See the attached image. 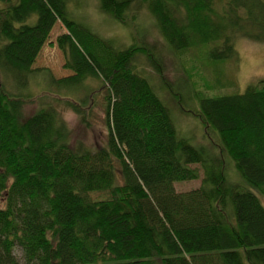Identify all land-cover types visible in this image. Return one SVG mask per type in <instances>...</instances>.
Instances as JSON below:
<instances>
[{
	"label": "trees",
	"instance_id": "1",
	"mask_svg": "<svg viewBox=\"0 0 264 264\" xmlns=\"http://www.w3.org/2000/svg\"><path fill=\"white\" fill-rule=\"evenodd\" d=\"M73 1L0 0V264H21L17 250L24 264H264V205L231 182L225 159L264 195V78L242 94L195 91V116L218 135L220 153L199 150L179 136L169 108L133 66L145 56L185 111L184 85L173 90L160 49L118 48L73 18ZM216 1L99 0L125 26L147 11L177 56L208 46L213 61L237 63V37L264 43V0H224L221 11ZM57 25L64 32L55 44L71 75L46 73L58 96L41 98L22 119L33 99L27 86L41 75L34 65ZM89 80L126 134L98 149L70 143L57 107L85 123ZM198 180V189L176 190Z\"/></svg>",
	"mask_w": 264,
	"mask_h": 264
},
{
	"label": "rangeland",
	"instance_id": "2",
	"mask_svg": "<svg viewBox=\"0 0 264 264\" xmlns=\"http://www.w3.org/2000/svg\"><path fill=\"white\" fill-rule=\"evenodd\" d=\"M223 2L224 0L216 1L218 11L222 10ZM69 7L76 21L85 25L101 38L113 41L120 49L130 46L137 47L141 44L156 45L161 52L165 77L170 81L173 90H178L174 86L184 85L183 94L187 99L184 109L191 113H186L179 106L177 98L170 94V90L167 91L162 86L160 78L149 65L145 56L138 55L133 61V66L150 81L159 97L169 108L179 136L187 139L193 147L199 150L211 151V154L220 153V147L217 145L219 143L218 135L215 133L208 134L201 120L195 116V112L200 110L195 91L206 88L210 97L244 93L250 84L264 78V43L237 37L235 40L239 55L237 63L229 60L213 61L209 56L210 47L208 46H201L199 50L190 51L180 57L174 54L161 38L154 19L147 11L142 12L139 21L125 26L105 14L100 8L99 0H74ZM63 32L64 28L57 25L37 64L34 65V69L40 70L41 75L33 79L27 86L26 92L33 96V99L25 105L22 119H27L40 109L43 103L41 98H48L47 102H50L51 98L54 99L55 96H58L56 92L52 93L51 90H48L47 84L44 82L46 73L55 79L71 75V72L64 68L62 53L55 44L56 38ZM85 86L90 89L97 87L90 80L85 83ZM90 89L87 95V105L83 112L86 116L85 123H82L77 114L67 110L63 105L57 106L70 128V143L76 145L82 142L89 148L98 149L99 147H106L107 142L111 139L123 140L126 134L116 127L113 114L109 115L108 118L105 115L103 108L104 91L98 88L97 92L93 89L90 93ZM176 93L181 96V93ZM72 97L78 98L75 95ZM225 159L231 182L255 193L264 205V195L243 180L235 168V163L229 157L225 156ZM200 186L201 180L183 182L176 184V190L189 192L198 189ZM107 196H109L108 193H98L94 197L100 199ZM16 255L21 264H24L21 251L17 250Z\"/></svg>",
	"mask_w": 264,
	"mask_h": 264
},
{
	"label": "water",
	"instance_id": "3",
	"mask_svg": "<svg viewBox=\"0 0 264 264\" xmlns=\"http://www.w3.org/2000/svg\"><path fill=\"white\" fill-rule=\"evenodd\" d=\"M0 83H1V73H0Z\"/></svg>",
	"mask_w": 264,
	"mask_h": 264
}]
</instances>
